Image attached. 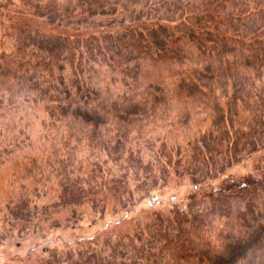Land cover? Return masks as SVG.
<instances>
[{
  "label": "trees",
  "instance_id": "1",
  "mask_svg": "<svg viewBox=\"0 0 264 264\" xmlns=\"http://www.w3.org/2000/svg\"><path fill=\"white\" fill-rule=\"evenodd\" d=\"M8 162L0 244L195 188L34 264H264V0H0Z\"/></svg>",
  "mask_w": 264,
  "mask_h": 264
},
{
  "label": "rangeland",
  "instance_id": "2",
  "mask_svg": "<svg viewBox=\"0 0 264 264\" xmlns=\"http://www.w3.org/2000/svg\"><path fill=\"white\" fill-rule=\"evenodd\" d=\"M32 128L39 123L36 116H29ZM30 129V128H29ZM253 162L237 167L232 173L246 175L253 170ZM13 166L11 162L0 166V211L5 207L10 193V181ZM195 188L188 180L169 187L161 188L142 200L135 207L127 211L121 210L115 198L108 200L107 211L104 215L86 209L82 222L64 226L57 230H45L40 234H29L24 240L14 238L9 242L0 244V264H34L47 254V251L57 248L77 247L81 242H90L103 239L105 236H118L132 232L139 222H144L156 214L171 215L174 205L185 204ZM67 215L61 216L65 222Z\"/></svg>",
  "mask_w": 264,
  "mask_h": 264
}]
</instances>
